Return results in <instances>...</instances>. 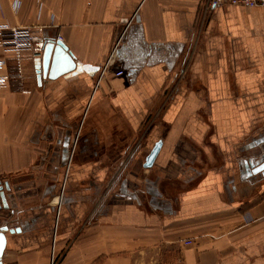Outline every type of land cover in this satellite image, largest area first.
Masks as SVG:
<instances>
[{
  "label": "crops",
  "instance_id": "1",
  "mask_svg": "<svg viewBox=\"0 0 264 264\" xmlns=\"http://www.w3.org/2000/svg\"><path fill=\"white\" fill-rule=\"evenodd\" d=\"M0 20L84 67L39 84L34 59L0 89L4 264H264V5L0 0Z\"/></svg>",
  "mask_w": 264,
  "mask_h": 264
},
{
  "label": "water",
  "instance_id": "2",
  "mask_svg": "<svg viewBox=\"0 0 264 264\" xmlns=\"http://www.w3.org/2000/svg\"><path fill=\"white\" fill-rule=\"evenodd\" d=\"M83 69L84 67L76 62L74 54L61 39L50 40L45 46L42 58H40V64L37 67V79L41 84L43 78L56 79L69 73L75 75ZM259 145L261 146L256 154L258 159L256 163H252L255 166L253 173L261 172L264 175V139L260 140ZM161 146L162 141H158L147 155L144 163L145 168H150L154 164ZM17 201H20V195H18L16 188L11 186L8 181H0V208L7 210L12 202ZM21 231V226H13L0 220V264H4L2 258L8 243L7 233L14 234Z\"/></svg>",
  "mask_w": 264,
  "mask_h": 264
},
{
  "label": "built area",
  "instance_id": "3",
  "mask_svg": "<svg viewBox=\"0 0 264 264\" xmlns=\"http://www.w3.org/2000/svg\"><path fill=\"white\" fill-rule=\"evenodd\" d=\"M20 0H15V5H18ZM222 4L241 5L244 7H257L264 5V0H209V7H214ZM131 19H126L128 25L132 22ZM61 39V37H59ZM47 40L40 38L36 31L29 26H12L5 24L0 20V48L10 53V60L13 62L11 68L8 66L6 58H0V89L10 85L13 74L20 77L25 68V63L34 59H40L43 56ZM117 49H114V52ZM112 58V57H111ZM111 67V59H109L101 68L100 75L96 82L99 86ZM9 68V69H8ZM117 76L124 74V70H117ZM192 241H186V244H191Z\"/></svg>",
  "mask_w": 264,
  "mask_h": 264
}]
</instances>
